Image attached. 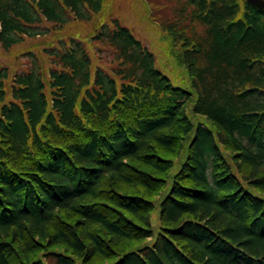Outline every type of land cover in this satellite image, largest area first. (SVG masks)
<instances>
[{
  "label": "trees",
  "instance_id": "16d2710c",
  "mask_svg": "<svg viewBox=\"0 0 264 264\" xmlns=\"http://www.w3.org/2000/svg\"><path fill=\"white\" fill-rule=\"evenodd\" d=\"M183 1L178 85L117 19L63 34L104 0H0L48 64H0V264H264V10Z\"/></svg>",
  "mask_w": 264,
  "mask_h": 264
},
{
  "label": "rangeland",
  "instance_id": "374dc122",
  "mask_svg": "<svg viewBox=\"0 0 264 264\" xmlns=\"http://www.w3.org/2000/svg\"><path fill=\"white\" fill-rule=\"evenodd\" d=\"M183 0H104V11L103 13L94 19L92 23L88 25H72L64 31L63 34H70L75 38L86 37L88 34L92 35L95 30L99 27L101 22L110 23L113 19L119 20L122 25L126 26L131 30L135 37L142 41V43L149 48V50L155 55L157 67L167 74L174 83L181 85L188 82L189 76L187 73L186 63L178 60L179 53L181 54V42H176L169 29L165 27L173 24L174 29L179 34L183 35V26L188 25V29L191 26L187 22L180 25L178 15V9L183 4ZM169 32H168V31ZM188 30V34H189ZM49 39L45 42L53 43L54 40ZM34 42H26L21 48H18L13 54H5L0 49V64L7 66L12 71H23L31 67L30 59L25 54L27 51H32L38 57L40 64L46 70L48 64H46V56L42 55V49L44 45ZM86 48L90 55L93 56L94 50H96V56L100 57V66L111 67L113 55L108 47L101 48L99 44L87 43ZM94 57V56H93ZM111 63V64H110ZM47 71V70H46ZM189 116L195 120L200 119L192 113L191 107L188 108ZM179 158V157H178ZM176 160L179 161L180 159ZM177 165V164H176ZM158 215L153 217V223H158Z\"/></svg>",
  "mask_w": 264,
  "mask_h": 264
},
{
  "label": "water",
  "instance_id": "95a60500",
  "mask_svg": "<svg viewBox=\"0 0 264 264\" xmlns=\"http://www.w3.org/2000/svg\"><path fill=\"white\" fill-rule=\"evenodd\" d=\"M249 5L264 10V0H246Z\"/></svg>",
  "mask_w": 264,
  "mask_h": 264
}]
</instances>
